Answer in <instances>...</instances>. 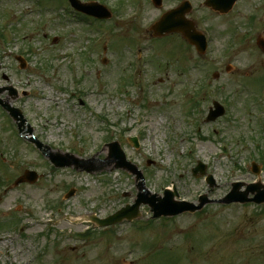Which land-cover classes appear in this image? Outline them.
Here are the masks:
<instances>
[{"label": "rangeland", "instance_id": "1", "mask_svg": "<svg viewBox=\"0 0 264 264\" xmlns=\"http://www.w3.org/2000/svg\"><path fill=\"white\" fill-rule=\"evenodd\" d=\"M40 1L0 0L2 72L29 93L13 106L37 140L62 156L90 161L85 166L95 170L103 167L97 160L108 157L105 143L118 141L151 194L163 197L175 187L178 201L198 204L207 195L214 204L198 215L157 222L141 206L133 223L95 228L86 217L105 219L134 205L141 195L136 180H142L111 171L116 157L93 175L52 171L30 143L19 142L0 109V264H264V207L219 203L233 183L257 182L253 162L264 182V86L256 79L264 73L257 46L264 38V0H239L225 15L207 8L206 0H190L188 17L209 41L204 60L187 43L179 49L181 36L155 39L149 30L184 0H163L160 8L151 0H81L113 13L91 25L71 10L61 12L65 4L59 10L53 0ZM18 56L28 62L24 71ZM198 81L200 94L204 82L215 93L194 108ZM212 98L229 109L208 123ZM132 137H139V149ZM198 162L213 176L214 190L205 177L193 176ZM26 171L38 173L39 181L14 187Z\"/></svg>", "mask_w": 264, "mask_h": 264}, {"label": "water", "instance_id": "2", "mask_svg": "<svg viewBox=\"0 0 264 264\" xmlns=\"http://www.w3.org/2000/svg\"><path fill=\"white\" fill-rule=\"evenodd\" d=\"M236 1L237 0H211L209 1V5L213 6L215 9L220 10L222 12H228ZM71 2L75 8H77L79 11H82L83 13L87 15L96 17L98 19L111 18L110 12L105 7L99 5L98 3L83 5L76 0H71ZM160 3H161V0H156L157 5H160ZM186 11L187 10L183 8V9L172 11L166 14L161 19V21L158 22L152 29L155 31L156 35H159V36H163L164 34H169L173 32H181L185 36V38L188 39L191 43L199 46L203 40V37L200 34L196 33V31H194L193 25H191L184 19V15ZM260 45L264 47V42H260ZM204 47L205 45L203 44L202 48L204 49ZM4 91H5L4 89L3 90L0 89V95ZM10 91H12V89H10ZM0 104L11 113L12 117H14L16 121L22 118L20 117L22 116L21 112L17 109L12 108L10 106L9 100L7 102H3L2 100H0ZM22 120L24 119L22 118ZM109 148H110L111 153L113 154L117 151L118 159L120 161L118 164V167L125 168L129 170L130 172L137 174L138 178L142 180V183L140 184V190H143L144 192H146V194L150 195L149 192L145 190V187H144L145 185H144V180L142 178V174L140 172L139 173L137 172L136 167H132L130 164H127L125 160V156L121 152L119 145L118 144L110 145ZM112 156L114 155H111V157ZM72 163L67 162V163L57 164V165H59L60 167H66V166L70 167L73 164L77 165V162H74L73 164ZM77 167H79V165H77ZM80 167L84 170L92 172L91 170L84 168L81 165V163H80ZM25 181L34 183L37 181V175L35 173H27L25 177L22 178L18 183L25 182ZM166 196L167 198L162 200L160 205H157L154 201L142 200L140 198L136 202V205L134 207L132 208L127 207L126 210L119 212L114 217L109 218L106 221H98L97 219H94V218H92V221H94L97 225H100V226H108V225H112L115 223H119L123 221L124 219L132 220L139 216V208L142 203L148 204L152 208V211L155 213V216H154L155 218H158L161 216L173 217V216L185 213V212L195 213L197 211L202 210L203 207L208 203L206 196L201 198L199 206H195L194 204H189L186 202L174 203L173 199L177 196L176 193L166 192ZM248 196H249V192H247L246 194H243V197H237L236 192H232V194H230L228 198L224 200V202L226 203H232V202L247 203V202L253 201L258 204L264 203V197L257 196L254 200H250L248 199ZM139 197H141V195ZM155 198H157V196L152 197L153 200Z\"/></svg>", "mask_w": 264, "mask_h": 264}, {"label": "flooded vegetation", "instance_id": "3", "mask_svg": "<svg viewBox=\"0 0 264 264\" xmlns=\"http://www.w3.org/2000/svg\"><path fill=\"white\" fill-rule=\"evenodd\" d=\"M263 66H264V62H263ZM245 76V75H244ZM248 76V75H247ZM220 77V76H219ZM250 77V76H249ZM257 80H258V83H261V85H263L264 86V73L263 74H261L258 78H256ZM201 88L203 89V93L202 94H200L199 93V81L198 82H196V84H195V89H194V93L197 95V98L194 100V103H193V106H194V108H197L198 106L200 107V106H202V105H204V103H203V101H204V99H207V93H208V89L210 88L209 87V85L206 83V82H204L203 84H202V86H201ZM259 94H261V93H259ZM200 98V99H199ZM260 102H261V100H260ZM202 103V104H201ZM220 103L222 104V105H224V104H226L228 107H229V105H228V103H225L224 102V104H223V102H222V100L220 101ZM212 108V106L211 107H209V108H207V110H206V113H207V115L210 113V109ZM226 108V107H225ZM199 110V109H198ZM226 113H227V109H226ZM204 115H205V113H204Z\"/></svg>", "mask_w": 264, "mask_h": 264}]
</instances>
